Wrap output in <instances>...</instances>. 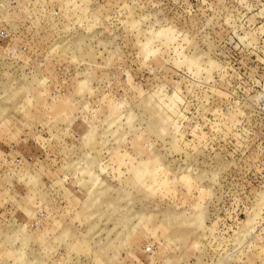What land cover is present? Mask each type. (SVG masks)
<instances>
[{"label":"rangeland","instance_id":"374dc122","mask_svg":"<svg viewBox=\"0 0 264 264\" xmlns=\"http://www.w3.org/2000/svg\"><path fill=\"white\" fill-rule=\"evenodd\" d=\"M0 264H264V0H0Z\"/></svg>","mask_w":264,"mask_h":264}]
</instances>
